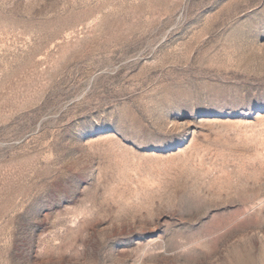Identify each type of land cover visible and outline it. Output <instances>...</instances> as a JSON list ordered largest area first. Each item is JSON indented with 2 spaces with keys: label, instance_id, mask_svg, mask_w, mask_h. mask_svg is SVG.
Wrapping results in <instances>:
<instances>
[{
  "label": "rangeland",
  "instance_id": "obj_1",
  "mask_svg": "<svg viewBox=\"0 0 264 264\" xmlns=\"http://www.w3.org/2000/svg\"><path fill=\"white\" fill-rule=\"evenodd\" d=\"M0 264H264V0H0Z\"/></svg>",
  "mask_w": 264,
  "mask_h": 264
}]
</instances>
